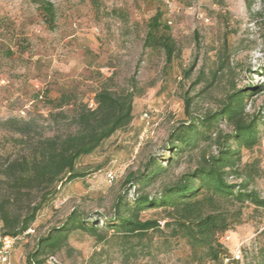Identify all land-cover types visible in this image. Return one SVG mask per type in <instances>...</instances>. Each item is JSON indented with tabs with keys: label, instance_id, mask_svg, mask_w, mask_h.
<instances>
[{
	"label": "rangeland",
	"instance_id": "obj_1",
	"mask_svg": "<svg viewBox=\"0 0 264 264\" xmlns=\"http://www.w3.org/2000/svg\"><path fill=\"white\" fill-rule=\"evenodd\" d=\"M50 2L53 28L46 25L34 0H0V164L6 166L38 140L73 130L70 118L76 106L94 108L100 89L120 92L135 86L137 96L130 124L80 159L77 170L89 174L61 187L56 199L39 212L15 241L11 264H27L37 240L60 227L71 212H79L85 223L98 224L105 232L119 194L127 193L129 200L141 193L157 195L196 168L202 157L215 156L227 146L237 149L232 142L216 140L232 132L231 125L221 120L210 135L198 127L204 135L197 136L195 147L184 149L166 166L165 160H171L168 135L179 123L217 112L235 91L250 94L244 114L264 111V0ZM156 11L163 13L178 50L167 70L161 51L142 47L147 21ZM257 87L261 88L251 92ZM61 95L66 104L57 108ZM186 97L192 99L189 114L184 110ZM259 129L258 144L239 150L241 177H229L227 182L247 181L249 189L264 198V124ZM18 130L27 144L16 142L21 137ZM149 157L156 158L164 171L143 190L125 186L126 174L142 171ZM223 206L230 213L238 209L232 203ZM241 212L238 224L225 235L228 239L222 240L230 256L240 260L264 230V210L245 206ZM147 218L161 220L162 231L141 241L132 239L135 253L129 257L121 252L119 237L97 243L79 230L70 232L54 255L62 264H196L186 241L163 228V212L143 213L142 219ZM1 227L0 221V241Z\"/></svg>",
	"mask_w": 264,
	"mask_h": 264
},
{
	"label": "trees",
	"instance_id": "obj_2",
	"mask_svg": "<svg viewBox=\"0 0 264 264\" xmlns=\"http://www.w3.org/2000/svg\"><path fill=\"white\" fill-rule=\"evenodd\" d=\"M34 2L38 5L46 25L53 28V4L50 0ZM142 47L143 50L163 53L164 70L169 69L177 59L175 41L160 11H156L148 19ZM136 73L135 71L132 81L135 80ZM260 88H251V92ZM136 90L135 86L120 92L100 89L94 96V108L90 109L84 104L76 106L70 118L73 130L61 137L38 140L34 148L8 160L6 166L0 164L1 239L5 236L17 238L24 234L39 212L56 199L61 187L84 179L89 174L77 170L78 162L93 154L116 132L130 124ZM249 95L235 91L226 96L223 106L217 112L198 118L196 122L179 123L168 135L171 160L166 159L165 165L174 163L172 159L181 155L184 149L195 147L197 136L204 135L198 131V127L210 135L221 120L231 125L232 132L218 136L216 140H220V144L232 142L236 145V150L227 146L220 149L215 156L202 157L196 168L164 186L157 195L141 193L129 200L127 193L119 194L112 204V216L105 222V232L99 230L98 224L85 223L79 212H71L60 227L37 240L34 251L26 258V263L44 264L46 256L54 255L61 249L67 242L69 233L76 230L92 237L97 243L119 237L122 243L121 252L129 257L135 253L132 239L138 238L141 241L153 232L162 231L161 220L142 219V214L160 211L165 214L163 228L170 229L171 237L186 241L194 263L264 264V230L257 234L255 246L241 260L230 256L222 243L227 232L238 224L242 207L264 210V198L250 190L247 181L237 185L227 182L229 177H241L237 166L239 150L258 144L259 127L264 124L263 110L250 116L244 114L245 100ZM191 100L189 97L184 98V110L187 114ZM65 104L66 97L61 95L57 108ZM17 133L21 137L16 142L27 144L23 131L18 130ZM98 169L95 168L94 171ZM163 171L160 162L149 157L142 171L126 174L123 184L137 185L138 190H143ZM226 203L238 206L237 212L230 213L226 210L223 206ZM20 204L21 207L15 210Z\"/></svg>",
	"mask_w": 264,
	"mask_h": 264
},
{
	"label": "built area",
	"instance_id": "obj_3",
	"mask_svg": "<svg viewBox=\"0 0 264 264\" xmlns=\"http://www.w3.org/2000/svg\"><path fill=\"white\" fill-rule=\"evenodd\" d=\"M109 177L112 178L111 175ZM19 238L20 236H18L17 238L5 236L1 239L0 241V264H11L10 256H11L12 247L15 241ZM225 239L227 240L228 237L226 236ZM233 258L238 259L239 257L235 255ZM44 264H62V263L55 255H47L45 258Z\"/></svg>",
	"mask_w": 264,
	"mask_h": 264
}]
</instances>
